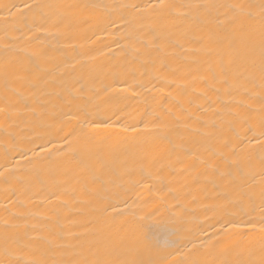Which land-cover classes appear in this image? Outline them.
I'll list each match as a JSON object with an SVG mask.
<instances>
[{
	"label": "bare ground",
	"instance_id": "obj_1",
	"mask_svg": "<svg viewBox=\"0 0 264 264\" xmlns=\"http://www.w3.org/2000/svg\"><path fill=\"white\" fill-rule=\"evenodd\" d=\"M0 264H264V0H0Z\"/></svg>",
	"mask_w": 264,
	"mask_h": 264
}]
</instances>
